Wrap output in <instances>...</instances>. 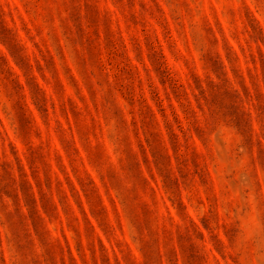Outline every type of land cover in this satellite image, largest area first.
<instances>
[{"label":"rangeland","instance_id":"374dc122","mask_svg":"<svg viewBox=\"0 0 264 264\" xmlns=\"http://www.w3.org/2000/svg\"><path fill=\"white\" fill-rule=\"evenodd\" d=\"M0 264H264V0H0Z\"/></svg>","mask_w":264,"mask_h":264}]
</instances>
